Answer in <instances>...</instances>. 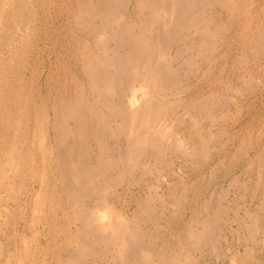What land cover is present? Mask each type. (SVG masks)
I'll use <instances>...</instances> for the list:
<instances>
[{
	"label": "bare ground",
	"instance_id": "bare-ground-1",
	"mask_svg": "<svg viewBox=\"0 0 264 264\" xmlns=\"http://www.w3.org/2000/svg\"><path fill=\"white\" fill-rule=\"evenodd\" d=\"M61 14L69 27L64 56L53 30ZM197 85L207 91L187 102ZM256 90L264 91V0H0V264H198L194 253L216 254V233L232 212L219 202L227 190L202 197L181 235L146 234L142 224L167 213L172 221L185 192L199 186L177 172L223 151L214 144L220 127ZM184 126L187 135L174 133ZM263 132L255 123L246 136H229L227 166L254 152L249 160L260 171ZM174 175L181 179L171 191ZM147 176L166 189L143 192ZM258 176L261 191L249 198L255 213L244 210L240 223V207L232 212L244 249L230 264L251 258L257 236L264 246ZM132 191L142 192L136 217L116 208L135 199ZM21 221L29 238L17 232Z\"/></svg>",
	"mask_w": 264,
	"mask_h": 264
},
{
	"label": "rangeland",
	"instance_id": "rangeland-1",
	"mask_svg": "<svg viewBox=\"0 0 264 264\" xmlns=\"http://www.w3.org/2000/svg\"><path fill=\"white\" fill-rule=\"evenodd\" d=\"M61 16H63V17H61ZM65 17V18H64ZM130 18L131 17V14H129L128 12H126L125 13V15H124V18L126 19V18ZM127 18V19H128ZM66 19V20H65ZM60 20V21H59ZM61 20H65L64 22L63 21H61ZM58 22V24H57V22ZM55 21V23H54V25H53V30H57V28L59 29L58 30V40L60 41V44L61 45H63L60 49H58L59 51H60V54L61 55H66V51H69V49H70V47L68 46V43H66V42H68V40H69V34H68V29H69V27H68V23H67V17L64 15V14H61L60 16H59V18H57V20ZM64 23H65V25H64ZM55 24H57V25H55ZM62 26V28H60L61 26ZM59 26V27H58ZM54 27L56 28V29H54ZM67 31V32H66ZM63 35V36H62ZM231 36H232V34L230 35V36H228L229 37V42H230V44H231V46H234L232 43H233V40H234V38H232L231 39ZM63 40L65 41V42H63ZM50 45V44H49ZM46 46H47V48H48V51H50V49H51V47L50 46H48V44H46ZM66 46V47H65ZM50 47V48H49ZM55 51V50H54ZM54 51H52L51 52V61H52V63H53V60L54 59H52V58H54L55 57V52ZM59 54V53H58ZM231 56V57H230ZM44 59H45V57H43ZM230 58H232V55H229V59H228V62H229V60H230ZM65 60H66V58H65ZM231 61V60H230ZM66 62V61H65ZM219 62L220 61H217V63H216V66L219 64ZM47 66H48V64L46 65L45 64V67L47 68ZM72 66V68H73V65H71ZM220 66V65H219ZM41 68V67H40ZM204 87L206 86V88L205 89H207L208 87H209V84L208 83H205L204 82ZM198 88V89H197ZM197 88L195 87L194 89H192V90H190L189 91V93L187 92V94L185 95V99L187 100V102L189 101V99H196L197 97H199V95L200 94H202L203 93V90L206 92L207 90H205V89H201V88H199V85H197ZM200 89V90H199ZM262 91V92H261ZM264 91L263 90H256V91H254L253 92V94H248L247 93V95L244 97V100L243 99H238L237 101V103H240V104H242L243 106H241V108L239 109V111H237V112H234L233 113V115L235 116V119L234 120H232L231 118L224 124V125H222L221 127H220V130H221V133L223 134L222 135V137H220L219 138V140L217 139V142H215L214 144H215V146L216 147H219V146H221L222 145V150L225 152V154H224V152L223 151H221L220 153H214L213 155H212V161L211 160H209L207 163H205V164H202L201 166H197V167H194V166H192L191 164H188V167H187V170L186 171H184V172H186V174L184 175L183 173H179V171L177 172L178 174H180L181 176L183 175L184 176V180L186 179V183H188V182H196V181H198V185H196V186H198V187H196V191L197 190H199V192H200V194L199 195H195V193H196V191H195V187H194V191H195V193L193 194L192 193V191L191 190H189L188 189V191H186L185 192V194H184V200H185V202L183 203V205H182V207L180 208V211L178 212L177 211V214H176V216L172 219V221H170V222H167V218H168V214L169 213H167L166 214V218H163V220H162V218L158 215L152 222H145V223H143L142 224V228H143V230L145 231V233L147 234L148 232L149 233H154V229H156V232H158V229L160 228L161 229V231L164 229V228H166V229H168L169 230V232L171 233V231H173V232H177V234L178 235H181V234H183V232H185V231H187L188 230V227H187V225H188V223H189V220H191V219H189V218H193V217H195V215L197 214V211L199 210V208H200V204L202 203V201L203 200H205V199H203V198H205V196H208V195H210V193H211V190H212V193L214 194V197H217V194L219 193L220 195H221V192H222V197L221 198H223V191H226L227 190V192H228V194H227V192H225V194H227L226 196L228 197H224V199L222 200V199H220L219 200V202H220V206H222V204H223V207L224 208H226V206H227V208L228 209H231L232 210V212H234V211H236V210H238L239 209V207H240V218H239V220H240V223H242L243 222V220H244V223L245 222H247V218H246V220H245V218L243 217V215H242V212H244V210L245 211H247L248 213L250 212H252V213H255V210H256V205L258 204L257 203V200H255V201H253L252 202V199L250 200L249 198H251V192L252 191H257V192H260L261 191V188H258L255 184H256V181H257V179H258V172H259V174L261 175V176H263L264 177V161H263V163H262V168L260 169V171L257 169V163L256 164H254V166H253V164H252V161L251 160H249L251 157H252V155L254 154V152H253V154L248 158V160H246V159H240V160H238L236 163H234V164H232L230 167L229 166H227V158H229L230 157V153H228V150H230V145L227 143L228 141V138H230L229 136H231L232 138H237L238 136V138H240L241 136H242V134L244 135V136H246V131H247V129H248V127H250L251 125H254L255 123H257V125H258V127L261 129V130H263L264 131V93H263ZM257 93H258V95H257ZM190 94V95H189ZM255 94V95H254ZM197 95V96H196ZM257 96V97H256ZM249 97V98H248ZM262 98V99H261ZM259 101V103H258V101ZM243 101V102H242ZM249 102V103H248ZM261 102V103H260ZM250 106V107H249ZM252 106V107H251ZM259 106V107H258ZM262 107V109H261V107ZM255 107V108H254ZM253 108V109H252ZM251 109V110H250ZM241 110V111H240ZM248 112H247V111ZM230 111H232V110H230ZM246 111V112H245ZM251 111V112H250ZM258 113H257V112ZM242 112V113H241ZM253 112H255V113H253ZM250 116H248L247 114ZM261 113V114H260ZM252 114V115H251ZM255 114V115H254ZM259 114V115H258ZM245 115H246V117H245ZM262 115V116H261ZM239 116V117H238ZM244 116V117H243ZM258 116V117H257ZM260 116V117H259ZM243 117V118H242ZM253 117V118H252ZM255 117V118H254ZM261 118V119H260ZM240 119V120H239ZM244 121H243V120ZM248 119V120H247ZM253 119V120H252ZM238 120V121H237ZM260 120V121H259ZM235 121V122H234ZM249 121L250 122V124H249V122L247 123V122ZM254 122V124H252V122ZM259 121V122H258ZM234 122V123H233ZM245 122V123H244ZM262 122V123H261ZM228 124V125H227ZM233 124V126L231 127V125ZM241 124V125H240ZM248 124V125H247ZM225 127V128H224ZM227 127V128H226ZM231 127V128H230ZM239 127V128H238ZM244 127V128H243ZM186 128L187 127H182L181 129H178V131L177 130H174V133H183V134H188L187 133V131H185L186 130ZM239 130H238V129ZM226 129V130H225ZM228 129H229V131H230V133H229V131H228ZM172 131H173V129H172ZM183 131V132H182ZM225 131H227V132H225ZM228 133V134H227ZM240 133V134H239ZM264 133V132H263ZM227 135V136H226ZM225 136V137H224ZM236 136V137H235ZM183 137L185 138V135H183ZM224 140V141H223ZM226 140V141H225ZM218 143V144H217ZM264 143V142H263ZM263 146H264V144H263ZM228 150H227V149ZM233 148V147H232ZM252 153V152H251ZM220 154V155H219ZM225 155V157H224V155ZM221 155L223 156V157H221ZM217 156V157H216ZM227 156V157H226ZM214 157H216V158H214ZM221 158V159H220ZM217 159V160H216ZM223 159V160H222ZM225 159V160H224ZM173 162H174V164H175V167H177L178 165H177V163H175V161L173 160V159H171ZM218 160H220L221 162H223V164H224V166L223 167H221V166H218L216 169H214V166L213 165H215L216 166V162H218ZM263 160H264V158H263ZM214 161V162H213ZM247 161H248V163H247ZM212 163H214L213 165H212ZM243 163V164H242ZM246 163V164H245ZM245 164V165H244ZM177 165V166H176ZM189 165H190V167H189ZM210 165V166H209ZM211 166H213L212 167V169H211ZM239 166V167H238ZM241 166H243V167H241ZM248 166V167H247ZM207 167V168H206ZM232 167H234V168H232ZM191 168H192V170H191ZM237 168V169H236ZM242 168V169H241ZM209 170V171H207V170ZM234 169V170H233ZM239 169V170H238ZM234 171V172H231V171ZM205 171V172H204ZM215 171V172H214ZM208 172H211V173H208ZM257 172V173H256ZM202 173L204 174L203 176H201L202 175ZM215 175H214V174ZM179 175V177L178 176H176V175H174V176H172L171 178H169V180H168V182H171L170 184H172V186H171V191L174 189V187H176V184L177 183H180L179 181H180V179H181V176ZM207 175V176H206ZM211 175V176H210ZM233 176V177H232ZM256 176V177H255ZM152 177V178H151ZM215 177V178H214ZM221 177V178H220ZM232 177V178H231ZM243 177V178H242ZM149 178V179H148ZM151 178V179H150ZM174 178V179H173ZM191 178V179H190ZM202 178V179H201ZM212 179V180H210V179ZM225 178V179H224ZM228 178V179H227ZM229 178H231V180L229 179ZM146 179V181H144ZM245 179H246V181H245ZM249 179V180H248ZM255 179V180H254ZM144 180H143V182L144 183H142L141 185L143 186H140L141 188V190L143 191V192H145V193H147V190H145V189H148L149 188V190H148V192L149 193H151V194H154V189L155 190H161L162 192L166 189V184H165V182H157L156 181V178L154 177V176H147L146 178H144ZM196 180V181H195ZM230 180V181H229ZM242 180L243 181H245V182H242ZM152 183H151V182ZM206 181H208V182H206ZM217 181V182H216ZM228 181V182H227ZM236 181V182H235ZM255 181V182H254ZM157 182V183H156ZM225 182H227V184L225 183ZM147 183V184H146ZM149 183V184H148ZM154 183V184H153ZM220 183V184H219ZM223 183V184H222ZM248 183V184H247ZM150 184H152V185H150ZM161 184V185H160ZM210 184V185H209ZM215 184V185H214ZM226 185V188H225V185ZM145 185H147V186H145ZM148 185H149V187H148ZM247 185V186H246ZM160 186V187H159ZM215 186V187H214ZM222 186V187H221ZM228 186V187H227ZM244 186V187H243ZM145 187H147V188H145ZM209 187V188H208ZM212 187V188H211ZM219 187V188H218ZM153 190H152V189ZM157 188H159V189H157ZM204 188V189H203ZM229 189V190H228ZM219 192H218V191ZM235 190V191H234ZM240 190V191H239ZM135 191V190H134ZM134 191H132V193L134 192ZM151 191V192H150ZM239 193H238V192ZM153 192V193H152ZM209 193V194H207V193ZM217 192V193H216ZM242 192V193H241ZM244 192V193H243ZM135 194H134V196H133V198H135V199H133L132 200V202L131 203H126V202H122V203H119L118 204V202L116 203V208L119 210H121L123 213H127L128 214V216H130L131 217V215H133L132 217H136L137 215H135V211H136V209H137V206H136V203H137V199H138V196H142V192H139L140 194H138V195H136V193L137 192H134ZM180 192H178V194H179ZM241 193V194H240ZM247 193V194H246ZM249 193V194H248ZM205 194V195H204ZM216 194V195H215ZM233 194V195H232ZM239 194V195H238ZM244 194H246V195H244ZM230 195V196H229ZM235 195V196H234ZM244 195V197H242L243 199H241V198H239L240 196H243ZM140 196V197H141ZM188 196V197H187ZM137 197V198H136ZM193 197V198H192ZM203 197V198H202ZM234 197V198H233ZM236 199V200H235ZM241 199V200H240ZM249 199V200H248ZM126 200H128V198L126 197ZM181 200H183V199H181ZM188 200V201H187ZM200 200H202V201H200ZM239 200V201H238ZM247 200V201H246ZM234 201L236 202V203H234ZM238 202V203H237ZM240 202H242L241 204H239ZM255 202H256V204H255ZM189 203V204H188ZM191 203V204H190ZM222 203V204H221ZM247 203H249V204H247ZM120 204H121V207H120ZM135 204V205H134ZM197 206H196V205ZM199 204V205H198ZM244 204V205H243ZM215 205V204H214ZM241 205V206H240ZM250 205V206H249ZM234 206V207H233ZM237 206V207H236ZM243 206V207H242ZM244 206L247 208V210H246V208H244ZM133 207V208H132ZM167 207H170V206H168L167 205ZM215 207H216V205H215ZM242 207V208H241ZM130 208V209H129ZM130 210H132V211H130ZM170 210H172V208H170L169 209V211ZM196 210V211H195ZM249 210V211H248ZM254 210V211H253ZM127 211V212H126ZM173 211V210H172ZM189 211V212H188ZM196 213H195V212ZM194 212V213H193ZM232 212H229L228 213V218H226L225 220H224V223L223 224H221V227H220V229H221V231H220V233H219V231H217V233H216V235H218V236H220L221 237V240L218 242V245H217V250H219V251H217V253L215 254V253H212V252H209V251H207V250H205L206 252H204L203 253V255H201L200 253H194L193 255V257H195V259L197 260V262H198V264H230V259H228L229 257H230V255H231V253H235V252H237V250H238V252L240 251V253H242L243 252V249H244V244H242L239 240H238V235H240L241 237H243V230H241V233H237L236 231V225H237V223L236 222H234V221H232V215H233V213ZM187 214V215H186ZM189 215V216H188ZM187 217V218H186ZM243 218V219H242ZM145 220V219H144ZM163 222V223H162ZM154 223H157V225H155ZM20 224V227H17V232H18V234H20L19 233V231H23V229H24V231H26V234L25 235H27V238H29L30 237V234H31V232L30 231H28L27 229H26V226H24V224H22V221L19 223ZM231 224V225H230ZM23 227H22V226ZM231 227H230V226ZM233 225V226H232ZM160 226V227H159ZM180 226V227H179ZM25 227V228H24ZM146 228V229H145ZM148 228V229H147ZM226 228V229H225ZM234 228V229H233ZM151 229V230H150ZM159 229V230H160ZM219 229V230H220ZM230 229H233V232H230ZM177 230V231H176ZM235 230V231H234ZM151 231V232H150ZM160 231V232H161ZM239 231V230H238ZM223 232H224V234H223ZM240 232V231H239ZM226 233H228V234H226ZM29 235V236H28ZM237 235V236H236ZM234 236V237H233ZM167 237V238H166ZM236 237V238H235ZM2 238V244H4L5 245V247H7L8 245V250L10 251V250H15L14 248H13V245L16 243V242H7L6 243V241H5V239H4V237H1ZM222 238H226L227 239V242L224 240V239H222ZM234 238V239H233ZM169 238H168V231L166 232V234H165V240H168ZM235 240V241H234ZM260 240H263V238H262V236H257V241H258V244L256 245L255 243L253 244H251L250 243V249L249 250H251V254H253L252 256H251V258H249V259H247L246 261H244V262H240V261H238V263L237 264H264V246H262L260 243H259V241ZM225 243H224V242ZM223 242V243H222ZM256 242V241H255ZM13 243V244H12ZM44 242L41 240V245L43 244ZM236 243L238 244L237 245V247L235 246L236 245ZM260 245V246H259ZM16 246H17V243H16ZM228 246V247H227ZM225 247H227V248H225ZM242 247H243V249H242ZM230 248V249H229ZM236 248V249H235ZM19 249H21V248H19ZM19 249H17V250H19ZM225 249H228V250H225ZM259 249V250H258ZM12 251H10V252H12ZM224 251H225V253H224ZM232 251V252H231ZM206 253H208V254H206ZM211 253V254H210ZM224 253V254H223ZM197 256H196V255ZM215 257H214V256ZM217 255V256H216ZM203 256V257H202ZM205 256V257H204ZM210 256V257H209ZM222 257H223V259H222ZM226 257V258H225ZM204 258H205V260H204ZM238 258V257H237ZM211 259V260H210ZM219 261H218V260ZM240 260V259H239ZM202 261V262H201ZM212 261V262H211ZM216 261V262H215ZM208 262V263H207ZM215 262V263H214ZM219 262V263H218ZM226 262V263H225Z\"/></svg>",
	"mask_w": 264,
	"mask_h": 264
}]
</instances>
